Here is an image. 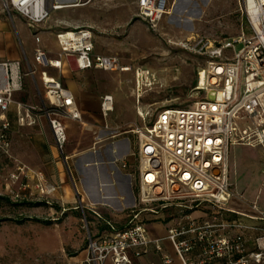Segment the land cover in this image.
I'll return each instance as SVG.
<instances>
[{
    "label": "built area",
    "instance_id": "2783aa9c",
    "mask_svg": "<svg viewBox=\"0 0 264 264\" xmlns=\"http://www.w3.org/2000/svg\"><path fill=\"white\" fill-rule=\"evenodd\" d=\"M247 20L250 35L217 42L189 37L178 45L205 57L196 69L191 93L201 95L184 107H136L137 115L148 124L131 129L136 135L138 189L126 224L119 228L95 209L80 205L81 222L86 231V257L78 264H133L149 251L161 256L163 264H173L163 242L167 241L179 264H264V212L246 215L229 208L233 198L229 181L228 156L232 145L260 147L264 156V0H237ZM1 9L18 13L35 30L52 10L61 8L55 0H0ZM137 17L154 32L166 14V0H137ZM61 55L74 58L79 70L130 71L113 55L94 53L93 33L77 27L56 34ZM36 43L40 42L35 36ZM35 62L46 67H61L37 46ZM29 67L21 70L20 61L0 62V149L9 148V122L5 113L14 102L13 95L23 87V76L35 74ZM138 79V70L134 71ZM48 105L41 108L52 130L56 146L64 157L67 132L63 120L80 119L73 97L55 78L41 72ZM209 95L211 96L209 98ZM137 102L139 96H137ZM101 113L113 111V97L101 98ZM19 115L20 124H32L30 107ZM146 109V110H145ZM30 177L23 167L8 178L18 184L10 189L13 200L29 201L49 197L59 186L41 172ZM264 175V167H262ZM77 196H79L76 190ZM79 202L80 201V198ZM87 210L94 216L87 218ZM165 210H170L164 214ZM148 212V214H146ZM164 214L173 220L162 237H152L146 224ZM151 215H154L153 217ZM107 228L100 230L98 225ZM249 246V248H248Z\"/></svg>",
    "mask_w": 264,
    "mask_h": 264
},
{
    "label": "crops",
    "instance_id": "0c3cea01",
    "mask_svg": "<svg viewBox=\"0 0 264 264\" xmlns=\"http://www.w3.org/2000/svg\"><path fill=\"white\" fill-rule=\"evenodd\" d=\"M55 1L62 5L61 8L52 10L48 19L35 30L18 13L8 14L0 8V62L20 61L23 73L29 67L36 70L33 76H23V87L14 93V102L5 113L10 124L9 148L7 154L0 149L3 154L0 159V174L7 171L6 177H9L12 172L17 173L23 167L30 177L35 172H41L45 179L59 186L56 195L54 194L60 201L57 219L64 226H71L73 230L69 232L77 233L76 236L79 237L70 239L72 246L76 248L71 257L72 264H78L87 254L86 232L83 237L80 233V229H83L80 205L86 209H95L114 224L123 226L129 219L138 189L136 135L131 129L121 128L122 121L102 115L101 98L106 94L112 95V112L115 109L146 108L148 104L135 100L134 79L130 73L132 66L129 63L121 62L122 65L131 67L127 72L96 68L79 70L73 57L61 55L56 34L77 27H88L93 33L94 53L111 55L109 52L114 47L112 35L124 32L127 26L132 31L140 29L143 20L136 16L137 0ZM166 9L167 12L159 23V30L163 29L165 33L181 40L200 36L217 42L222 38L205 35L209 33L207 22L218 17L228 18L234 12L239 13V30L236 36L244 32L242 22L245 17L240 13L237 0H166ZM211 28V33L220 29L215 23L211 24ZM141 31L142 38L138 44L144 42L146 34L145 29L141 28ZM35 36H39V43H36ZM37 46L45 50L48 58L60 60L61 67L44 68L38 65L34 60ZM169 65H179L180 75L185 74L187 77L186 61L182 62L174 57ZM43 71L48 77L61 82L80 112V119L63 120L68 138L64 149L65 159L56 146L48 120L41 109L48 105L41 79ZM25 107H30L33 119L30 125L20 124L18 121L19 115L26 112ZM1 118L0 113V124ZM261 160L264 162V156ZM10 164H13L12 168L6 169ZM232 192L236 196L235 190ZM234 196L229 205L235 201ZM45 202L52 205L48 200ZM30 204L33 210L28 218L40 221V215L54 214L52 207L44 211L40 206ZM88 214L93 220L94 216L90 212ZM167 254L173 258V264H179L174 253ZM133 264L163 263L161 256L151 250L145 256L135 259Z\"/></svg>",
    "mask_w": 264,
    "mask_h": 264
},
{
    "label": "rangeland",
    "instance_id": "374dc122",
    "mask_svg": "<svg viewBox=\"0 0 264 264\" xmlns=\"http://www.w3.org/2000/svg\"><path fill=\"white\" fill-rule=\"evenodd\" d=\"M238 19L239 13L234 12L228 18L218 17L212 21L209 20L206 24L209 33L207 32L205 35L210 38L236 36L239 30ZM213 23L219 25L218 32L211 33V24ZM141 28L145 29L146 34L144 42L138 44L142 38ZM242 28L247 36L251 34L245 18L242 22ZM112 36L114 47L109 53L118 57L120 62L129 63L132 66L130 73L133 74L132 79H134L135 100L139 96L140 102L144 101L148 107L151 106L150 109H147L150 114L159 110L155 109L157 107L187 106L201 96L191 93V88L195 84L196 69L205 64V57L181 48L178 45L182 41L179 37H172L174 35L165 33L163 29L158 32L151 31L143 21L140 23V29L132 31L127 26L124 32ZM174 57H177L179 61H186L187 77L185 74L180 75L179 65H169L171 58ZM138 68L140 69L138 71L145 73V77H142L140 95L136 90L134 74ZM173 72L177 73L172 76ZM107 117L122 121L121 128L133 129L148 124V118L147 120L140 118L136 109H115ZM2 158L3 154L0 153V159ZM261 158L260 147L230 146L229 181L231 190H235L236 196H234L235 201L230 205L228 204V207L241 213L244 216L242 219L247 223L255 221L246 215L258 214L251 209L253 203H256L259 211L264 212V176L261 174L264 162ZM12 165L10 164L6 169H11ZM6 174L7 171L0 174V220H2L0 222V264H72L71 257L75 254L76 248L72 246L70 239H79V237L76 236L77 233L69 232L73 230L71 226H64L61 220H57L58 214L56 213H59L60 201L56 198V194L49 197H36L32 201H14L10 189L13 190L18 184H14L12 179L6 177ZM232 185L235 187L233 188ZM237 188L240 191H237ZM45 200L50 201L52 205L48 203L41 205V209L45 211L48 207H52L54 214L40 215L39 219H48L51 222L45 223L28 218L27 216L31 215L33 210L30 203H34L33 206L37 207L36 203ZM76 202L78 201L76 200ZM169 211L165 210L164 214ZM164 214L151 215L159 219L146 224V229L152 237L164 236L167 227L173 224V220L165 219ZM85 232L84 228L80 229L82 237L85 236ZM162 244L166 247L167 253H174L167 241Z\"/></svg>",
    "mask_w": 264,
    "mask_h": 264
},
{
    "label": "trees",
    "instance_id": "16d2710c",
    "mask_svg": "<svg viewBox=\"0 0 264 264\" xmlns=\"http://www.w3.org/2000/svg\"><path fill=\"white\" fill-rule=\"evenodd\" d=\"M44 204H47L45 201H40V202H38V203H36V205H38V206H41V205H44ZM88 212H90V211H88L87 210V213ZM87 218H88V220H92V219H90V217H89V214H87ZM30 219H32V218H30ZM33 220H37V219H33ZM58 220V219H57ZM2 220H0V222H1ZM40 221H43V222H45V223H50L51 222V220H48V219H46V220H40ZM114 224V223H113ZM115 225V224H114ZM125 225V224H124ZM123 225V226H124ZM115 226H117V225H115ZM123 226H117V227H119V228H122ZM98 227H99V229L100 230H103V229H105V228H107V226L106 225H104V224H101V225H98Z\"/></svg>",
    "mask_w": 264,
    "mask_h": 264
},
{
    "label": "bare ground",
    "instance_id": "6f19581e",
    "mask_svg": "<svg viewBox=\"0 0 264 264\" xmlns=\"http://www.w3.org/2000/svg\"><path fill=\"white\" fill-rule=\"evenodd\" d=\"M138 74H139V77L138 79H136V90H137V93L140 95L142 91V77H145L144 75L145 73L144 71L143 72L138 71Z\"/></svg>",
    "mask_w": 264,
    "mask_h": 264
},
{
    "label": "water",
    "instance_id": "95a60500",
    "mask_svg": "<svg viewBox=\"0 0 264 264\" xmlns=\"http://www.w3.org/2000/svg\"><path fill=\"white\" fill-rule=\"evenodd\" d=\"M211 96L209 95V98H210Z\"/></svg>",
    "mask_w": 264,
    "mask_h": 264
}]
</instances>
